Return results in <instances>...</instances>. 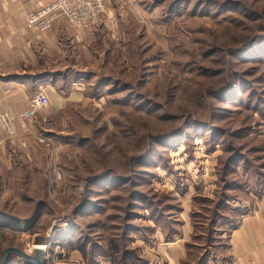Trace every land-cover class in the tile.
Here are the masks:
<instances>
[{"label": "rangeland", "instance_id": "rangeland-1", "mask_svg": "<svg viewBox=\"0 0 264 264\" xmlns=\"http://www.w3.org/2000/svg\"><path fill=\"white\" fill-rule=\"evenodd\" d=\"M135 1L139 14L128 2L109 1L118 31L104 32L97 76L83 79L90 86L94 81L84 93L88 102L67 106L34 128L35 159L21 151L15 161L13 154L11 161L0 156V260L8 248L26 253L33 233L51 231L49 255L62 256L43 264H88L68 256L71 244L59 237L73 229L84 255L92 249L94 257L110 253L121 260V247L140 264L148 257L140 234L155 235L144 221L149 217L159 228L165 217L178 220L184 213L192 241L183 264H198V247L205 244L208 259L225 264L229 225L217 220L216 232L207 231L221 181L248 184L237 194L241 201L264 195V41L248 45L264 38V0ZM247 47L244 60L231 52ZM230 85L233 96H213ZM21 115L11 116L15 131L18 121L30 124L36 117L24 121ZM0 129L5 141L15 138ZM229 147L251 165H263L258 177L240 167L233 171ZM218 211L231 218L227 208ZM208 259L202 264H211ZM5 264L24 263L9 256Z\"/></svg>", "mask_w": 264, "mask_h": 264}, {"label": "crops", "instance_id": "crops-1", "mask_svg": "<svg viewBox=\"0 0 264 264\" xmlns=\"http://www.w3.org/2000/svg\"><path fill=\"white\" fill-rule=\"evenodd\" d=\"M51 1L0 0V113L6 112L18 117L28 109L30 98L39 91L48 99V108L39 112L32 123L23 121L16 123L14 139L5 141L0 129V156L4 160L11 161L13 154L15 161V153H22L25 156L31 154L35 159L34 145L30 143L31 139H35L32 137L34 128H41L47 116L57 115L67 106L88 102L86 98L84 99V93L90 85H86L84 80L89 79V76H97L94 63L102 57L104 32L110 30L116 35L115 30L118 31L115 3L108 4L99 23L90 29H75L66 19L60 18L44 34L28 30L27 17L35 9ZM128 4V8L132 7L133 13H140L135 0H128ZM119 16L118 14L117 17ZM135 18L138 19L137 15ZM103 90L101 89L102 92ZM24 168L25 166H21V170ZM248 187L246 183H238L229 188V196L232 198L227 202V211L231 216L228 219L233 222L227 227L229 231L224 251L225 264H264V195H253L241 201L237 194ZM255 188L257 186L253 184L252 189ZM170 218L171 216L165 217L166 226L159 228L149 217L144 221L148 230L153 229L152 235L155 234L145 238L139 233L143 243H147L145 250L148 257L143 261L144 264H183L187 259L192 241L191 223L184 213L179 214L178 220ZM171 220L175 221L176 226L175 223L172 225ZM20 223L22 224H18L23 226L24 222ZM50 232L33 233L31 243L37 237H41L43 240L40 246L44 245ZM143 232L144 230L141 231ZM144 235L147 236L146 233ZM59 237L71 244L68 246L70 252L68 256L74 258L75 262L83 259H85L83 262L88 264L115 262L110 253H107L106 257H94L92 250L90 258L87 256L88 253L84 255L83 249H78L79 230L61 231ZM135 240L132 239L131 246L135 245ZM151 250L156 251V257L151 255L149 252ZM209 261L211 264L216 263L214 259Z\"/></svg>", "mask_w": 264, "mask_h": 264}, {"label": "built area", "instance_id": "built-area-1", "mask_svg": "<svg viewBox=\"0 0 264 264\" xmlns=\"http://www.w3.org/2000/svg\"><path fill=\"white\" fill-rule=\"evenodd\" d=\"M110 0H52L35 9L26 19V27L28 30L37 34H44L50 30L53 23L64 18L75 29H90L101 20L106 6ZM122 4H126L128 0H113ZM48 106V99L43 92L35 93L30 102L28 110L21 115L24 121L31 120L38 112ZM19 117V118H20ZM13 117L4 113L0 116V125L5 134L9 137L15 136V128L13 125ZM49 238V235H48ZM48 241L44 245L36 246L34 243L25 245V252L32 254L36 247L40 248L45 255V261L55 263L60 254L55 253L50 256ZM58 248L55 249V251ZM47 258V259H46Z\"/></svg>", "mask_w": 264, "mask_h": 264}, {"label": "trees", "instance_id": "trees-1", "mask_svg": "<svg viewBox=\"0 0 264 264\" xmlns=\"http://www.w3.org/2000/svg\"><path fill=\"white\" fill-rule=\"evenodd\" d=\"M254 41H255V43H261V42L264 41V38L262 36L256 37V38L252 39V41H250L248 45H250L252 42L254 43ZM249 47H247L245 49L234 50V51H231V52L238 53L237 56L235 55V57L241 58L242 60H244L245 57L250 55V53H249L250 48ZM235 53H230V56H232ZM241 56H243V57H241ZM100 84L101 83L97 82L96 88ZM232 87H233L232 85L227 86V88H228L227 91H225L224 93L215 92V93H213L214 94L213 96H215L216 98H219V99L224 98V94H226V95L230 94L231 96H233L234 95V91H233L234 88L232 89ZM227 92H228V94H227ZM213 131H214V129H211V133H213ZM229 151H230V154H233V155L229 158V163L228 164H231L230 166L233 169V171H236L240 167L241 170H242V173H244V171H251V172H253L256 175V177H258V175L260 174L259 170L261 171L262 166L264 164L263 165H259V164L251 165V163H249V161H248L247 156L244 153H240L236 149H233L231 147H229ZM140 161H142V159H140ZM143 161H144L143 165H145V164L148 165L149 164L148 162H150L147 158H144ZM251 169H253V170H251ZM106 176H108V174L105 173V175H104V184H110L111 182ZM221 182H223V183H221V187H220L221 189H219L217 191V193H216V198H215L216 201H212L213 204H214V208L213 209L215 210L214 211L215 218L211 219V221L209 222V225L207 227V231L212 232V234L216 232L215 227L218 226L217 220H222V223L225 224L226 226L229 225L231 222H233V221L229 220L228 217H223L222 215H220L218 209H220L221 207H222V209L223 208H227V206H228L227 202L230 200V198H232V197H230L228 195V192L230 191L229 188L232 185L233 186L237 185V182L228 181V182L224 183V180L221 181ZM144 199L145 198L142 197V200H144ZM84 206H85V204L82 205V207L79 210L83 209ZM81 213H82V211H81ZM12 219H14V218H12ZM35 221L36 220L33 219V222H28V223L26 222L25 225H24L25 229H29L30 226ZM13 223H16V221H13ZM137 231H142V229H137ZM122 236L123 237L127 236L126 232H124ZM83 244H85V243H83ZM205 245H202V247H198V248H200L199 250L203 251L202 254H201L202 255V259L201 260L199 259L200 262L198 264H202L203 261H205L206 259H208L210 257L209 253H206L207 250H210L209 248H207L209 246H205ZM83 246H85V245H83ZM119 249H121V247ZM119 249L117 250L118 254H116V255H117V258L121 257V260L120 259H118V260L115 259L114 264H116L117 261H119L121 264H127V262H126L127 258H129V260H131L133 263H135L137 261V258L134 256V253L132 251H129V250H126V249H121V251H120ZM88 253L91 256L92 255V249H89ZM122 260H124L123 263H122ZM140 264H144V263L141 262Z\"/></svg>", "mask_w": 264, "mask_h": 264}, {"label": "water", "instance_id": "water-1", "mask_svg": "<svg viewBox=\"0 0 264 264\" xmlns=\"http://www.w3.org/2000/svg\"><path fill=\"white\" fill-rule=\"evenodd\" d=\"M84 186L85 184H83ZM9 256L20 259L24 264H43L45 262V255L41 249H35L33 255H29L19 249L8 248L2 253L0 264H5Z\"/></svg>", "mask_w": 264, "mask_h": 264}]
</instances>
